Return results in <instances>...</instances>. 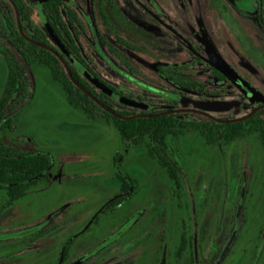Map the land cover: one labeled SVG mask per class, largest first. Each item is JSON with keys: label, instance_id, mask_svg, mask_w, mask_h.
<instances>
[{"label": "rangeland", "instance_id": "obj_1", "mask_svg": "<svg viewBox=\"0 0 264 264\" xmlns=\"http://www.w3.org/2000/svg\"><path fill=\"white\" fill-rule=\"evenodd\" d=\"M146 1L71 0L84 23L82 43L103 80L126 94L146 96L119 72L132 69L138 80L170 90L173 85L155 68L161 63L179 77L204 82L208 100H216L205 107L195 104L202 103L205 95L194 94L192 107L218 117L242 116L253 103L231 84L212 79L210 44L238 77L260 92L259 101L264 102V32L255 23L251 4L264 5V0H155L160 10L154 11L168 14L167 23L144 13L141 3ZM27 2L35 11V21L44 26L39 0ZM101 7L108 23L100 15ZM173 24L194 39L198 59L169 28ZM96 40L105 41V58ZM7 73L0 54V95ZM28 73L30 97L0 135L8 145L51 155L53 166L46 178L11 206L7 191L0 189V264H178L173 256L184 228L195 237L199 257L194 263L217 264L226 233L245 218L250 222L244 237L221 264H230L243 248L253 250L255 214L246 210L238 218L234 208L240 199L245 208L255 204L253 193H262L264 147L258 136L230 146L207 144L199 134L170 137L167 155L181 187L176 193L167 170L149 155L145 143L126 145L112 122L90 118L72 107L48 68L36 66ZM118 173L136 180L137 194L113 211L101 213L120 192ZM242 190L248 193L245 198L239 195ZM129 224L131 228H125ZM206 242L209 250L202 255ZM66 248L69 253L63 262ZM241 264H256V260L246 255Z\"/></svg>", "mask_w": 264, "mask_h": 264}, {"label": "trees", "instance_id": "obj_2", "mask_svg": "<svg viewBox=\"0 0 264 264\" xmlns=\"http://www.w3.org/2000/svg\"><path fill=\"white\" fill-rule=\"evenodd\" d=\"M102 14L107 23L105 13ZM34 15L35 11L27 0H0V54L8 68L4 90L0 95V133L11 127L12 115L30 97L31 79L28 69L40 66L48 68L54 80L62 85L72 107L82 110L90 118L101 117L112 122L126 145L142 146L148 140L150 155L167 170L176 186H179V180L166 154L167 141L172 136L199 134L208 144H231L256 135L264 146V109L238 121H220L206 117L190 119V113L138 115L137 109L116 101L100 87L102 85L129 100L144 103L103 81L87 63L77 40L81 33V21L76 8L67 0H40V16L44 26L35 21ZM51 37L64 47L63 51L52 47ZM61 58L67 63L72 77L79 85L73 81ZM181 85L192 88V84ZM195 86L199 90L204 89L203 84L196 83ZM179 101L180 98L171 99L174 103ZM171 109L169 107L154 113ZM115 161L119 163L118 158ZM52 166L51 155L28 152L8 145L0 135V189L7 191L9 206L26 196L33 186L46 178ZM117 177L121 182L120 192L101 213L113 211L137 194L138 186L133 177L123 176L121 173Z\"/></svg>", "mask_w": 264, "mask_h": 264}, {"label": "flooded vegetation", "instance_id": "obj_3", "mask_svg": "<svg viewBox=\"0 0 264 264\" xmlns=\"http://www.w3.org/2000/svg\"><path fill=\"white\" fill-rule=\"evenodd\" d=\"M67 2L71 6H73L71 4V0H67ZM141 4H142L141 8L144 10V13L147 16H154V17L160 19L161 21L167 23V19L169 18L168 14H166V13L161 14L158 11H154L155 8L160 10V6L158 5V3L155 0H147L145 3H141ZM251 4L254 7L253 18L255 20V23L257 24L259 30L264 32V5H262V3L260 4V3L255 2V1H253ZM39 6H40V0H39ZM77 12L79 14L78 10H77ZM103 12L105 13V11H103V8L101 7L100 8V15L102 16V18L104 20V16L102 14ZM105 15H106L107 20H108V16L106 13H105ZM79 18H80V14H79ZM86 20L88 21V19H86ZM80 21H81L80 24L79 23L78 24H79V29H80L81 33L77 39L78 44L83 50V54H84L85 58L87 59V63L93 69L91 62H90V58H89L88 54L86 53L85 47L82 43V38L84 36V23H83L82 18H80ZM104 22H105V20H104ZM178 23L182 24L183 22H178ZM169 28L171 30L175 31L176 33H178L179 37H181L184 40V42L187 44L190 52L198 59L200 56V52H199V47L196 45V42L194 41V39L186 37L182 32H180L178 29H176V26H174V24L169 26ZM93 31H96V30L93 29ZM103 40H104V38H103ZM119 40L125 46H127L129 48H133V46L130 43H128L127 41L122 40V39H119ZM96 42H97V49H98L100 56L105 58V56L103 55L104 53H102V48L106 44L105 41H103L102 44L101 43L99 44L98 40H96ZM51 44H52V47L56 50H61V51L64 50L63 49L64 47H62V45H60L58 42H56L52 37H51ZM209 48L213 49L214 51L216 48H214L210 44L207 45V53H208L209 58H210V70H211L212 79L215 81H220L223 83L227 82V83L231 84L244 97H246V99L249 102L253 103L251 110L248 111L246 114H244L242 116H238V117L237 116L236 117H234V116H232V117H218L206 109H199V108L197 109V108L192 107L190 104L194 105V102H192L190 100L194 94H202V95L204 94L205 95V96H201V98H204L202 103H197V102L195 103V104H199V105L203 104L205 107H208V105L213 104L214 102H216V100H208L207 94L209 93V90L206 88V85L204 82H199V81L179 77V75H176L177 73H170L169 71H167L161 63H157L155 65V68L163 80H165L168 83L173 85V88L170 90H165V88H157V87L151 86V85H149L143 81L138 80L136 77L133 76L134 73H133L132 69L130 70L129 73H124L123 71H119L121 74H123L132 83H135L136 85H138L139 88L143 91V93L146 94V96H140V95L135 96V95L129 94V95L133 96V98L135 100H138V99L143 100L145 104L144 103H140V104L142 106L146 105V107H142V106L138 107V106H132V105H128V106H131L132 108L137 109L136 113L138 115H148V116L155 115L156 116V115L162 114L163 111H161V113H154L155 111H160V110H164L165 108L171 107L172 108L171 110H166V111L167 112L168 111H174L172 113H180V114L190 113V114H192V115L188 116V118H190V119H197L200 117H206L209 119L224 120V121H234V120L243 118L252 112L255 113L258 110L264 109V102L259 101L260 96H261L260 92H258L255 88H253L249 81H243L240 77H238L234 73L237 76V78L240 80V83H237V82L231 80L226 74H224L223 72H221L220 70H218L217 68L214 67V65L212 63L211 56L209 54ZM67 57H69L68 54H67ZM109 62L111 64V66H113L117 70L116 66L113 63H111L110 60H109ZM93 70L95 71V69H93ZM215 70H217L220 73H217ZM103 81H105V80H103ZM196 83L203 84L204 89L203 90L197 89L195 86ZM181 84H192V88H187L185 86H182ZM242 86L246 87L249 92L247 93ZM116 89L120 90L118 88H116ZM103 91L106 92V90H103ZM110 91L112 92V95H110L109 93L108 94L113 99L120 102L113 95H118V96H124V95H121L118 92H115L113 90H110ZM120 91H122V90H120ZM149 94L152 95V97H149L148 96ZM176 98H180L181 101H179L177 103L171 102V99L173 100ZM136 102L139 103L138 101H136ZM159 105L164 106V108H158ZM182 110H184V111H182ZM237 141H235V142H237ZM235 142H233L231 144L224 143V142H221V143H223L225 146H230V145L234 144ZM144 143L146 144V147L148 150L149 141L146 140ZM167 143H168V150H169V140L167 141ZM168 150H167L166 154H168ZM148 153H149V151H148ZM149 155H150V153H149ZM167 157L171 162V159L169 158L168 155H167ZM175 190H176V193H178L181 190L180 185L176 186ZM247 194L248 193L246 192V190H245V192L243 190L239 191V195L244 196L243 198H245ZM253 195L255 196V201H254L255 204H252L251 206H248L247 208H245L246 207L244 205L245 201L240 199L238 204H236L237 207L235 206L234 211L237 212V216L239 218V215H241V213L243 211L245 212L246 210L247 211L253 210V213L255 214V216L251 220V222H252V228H253V230H252L253 236L252 237H253L254 248L250 252H249V249L243 248L240 251V253H238V256L236 258H234L230 264H241L244 256H246V255H249V256L252 255V260H256V264H258V263L264 264V177L262 180V193L260 195H258V194L256 195L255 193H253ZM256 198L258 199V202L256 201ZM249 222H250V220L245 218V219L241 220L240 224L235 223V226L231 227V231L226 233L224 239L222 240V246L219 249V251L216 255V258H215V262L217 264H221L223 262L225 255L228 253V251H230L232 246H234L236 244V242L240 241V238L242 239L244 237V234L246 232L245 227L247 226V224H249ZM125 228L129 229V228H131V225L130 224L126 225ZM207 238H208V236H207ZM194 239H195L194 235H189L187 232V229L184 228V230L179 235L178 244L175 246V252H174V256H173V259L178 264H195L194 262H195V260L198 259L199 255L197 254V250L194 248L195 247L194 246ZM205 241H206V238H205ZM207 244H208L207 242L205 243V245L203 244V252L200 251V252H202V255L205 254L204 252L209 250V246ZM68 251H69V249H67V248L64 250L63 262L66 260V258L68 256V253H69Z\"/></svg>", "mask_w": 264, "mask_h": 264}, {"label": "water", "instance_id": "obj_4", "mask_svg": "<svg viewBox=\"0 0 264 264\" xmlns=\"http://www.w3.org/2000/svg\"><path fill=\"white\" fill-rule=\"evenodd\" d=\"M15 7H16V5H15ZM16 10H17V7H16ZM19 25H20V22H19ZM209 54H210V56H211L212 63H213V65H214L215 68H217L218 70H220L221 72H223L224 74H226L231 80H233V81H235V82H237V83H240V80L237 78V76L234 74V72L230 69V67H229L226 63H224V62L222 61V59L216 54V52H215L213 49L209 48ZM61 59H62V61H64L63 58H61ZM64 63H65V66H66L67 69H68V72H69L70 76L72 77V74H71V71H70V69H69V66L67 65V63H66L65 61H64ZM72 79H73V81H74L77 85H79V84L74 80L73 77H72ZM100 87L103 88L104 90H106L107 93H109L110 95H112V92H111L110 90H108L106 87H104V86H102V85H100ZM242 87L245 89V91H246L247 93L249 92L248 89H247L246 87H244V86H242ZM82 89H83V88H82ZM113 96H114L116 99H118L120 102L124 103V104L132 105V106H138V107H141V106H142L140 103H137V102H135V101L129 100V99L123 97V96H118V95H113ZM108 110H109L110 112H112L113 114H115V115L118 116V114L114 113L112 110H110V109H108ZM182 111H184V110H182ZM172 112H174V111H168V112H164V113H162V114L172 113ZM253 113H254V112L250 113L249 115H247V116H245V117H243V118L237 119V120H235V121H238V120H244V119L250 117ZM220 121H224V120H220Z\"/></svg>", "mask_w": 264, "mask_h": 264}]
</instances>
